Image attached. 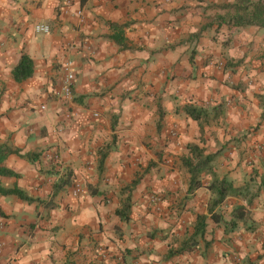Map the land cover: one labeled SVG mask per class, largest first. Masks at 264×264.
Instances as JSON below:
<instances>
[{"label":"crops","instance_id":"0c3cea01","mask_svg":"<svg viewBox=\"0 0 264 264\" xmlns=\"http://www.w3.org/2000/svg\"><path fill=\"white\" fill-rule=\"evenodd\" d=\"M234 2L0 0V186L35 199L0 193V264H264V27ZM189 143L214 154L194 189Z\"/></svg>","mask_w":264,"mask_h":264},{"label":"trees","instance_id":"16d2710c","mask_svg":"<svg viewBox=\"0 0 264 264\" xmlns=\"http://www.w3.org/2000/svg\"><path fill=\"white\" fill-rule=\"evenodd\" d=\"M227 19L233 26L244 25H257L264 27V1L263 0H235L233 4L228 5ZM33 73L32 60L27 55H22L19 63L13 69V77L15 80L20 81L29 77ZM183 111L187 113L191 118L200 120L206 118L207 112L201 108H197L192 105H186ZM189 155L182 157V164L187 168L190 174L189 189H194L201 185L200 174L209 163L213 160V153H205V149L199 147L196 143H189ZM7 148L0 147V163L6 155ZM25 157H29L25 155ZM0 174L3 175H15L16 173L10 169L0 166ZM73 181V175L71 172H66L63 176H60L58 182L54 184V194L62 187L70 186ZM209 187L214 189V185L210 184ZM217 194V201L221 200L228 189L227 184L219 183L215 186ZM0 193L3 195L14 194L21 199L27 201H33L35 199L29 197L21 189L17 187L4 188L0 186ZM119 214L122 212L119 210ZM202 221V220H201ZM200 222V219H199Z\"/></svg>","mask_w":264,"mask_h":264},{"label":"built area","instance_id":"2783aa9c","mask_svg":"<svg viewBox=\"0 0 264 264\" xmlns=\"http://www.w3.org/2000/svg\"><path fill=\"white\" fill-rule=\"evenodd\" d=\"M78 13H80V11ZM34 30L36 32L47 33L49 32L50 29L47 24L38 23V24H35ZM62 70H63V77L61 80V85H60V88L57 89L55 93L57 97L63 100H69L72 98V85L74 81V70L72 68V63L70 61H66L63 64ZM41 108L44 109L45 106L41 105ZM170 134L172 136L177 135L175 130H171ZM81 190H82L81 184L79 182L73 181L70 193L76 196L81 192ZM151 198H152L151 199L152 201H158L159 199L158 196L156 195L151 196Z\"/></svg>","mask_w":264,"mask_h":264}]
</instances>
